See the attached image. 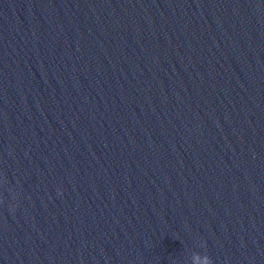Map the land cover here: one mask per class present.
<instances>
[{"label": "water", "instance_id": "water-1", "mask_svg": "<svg viewBox=\"0 0 264 264\" xmlns=\"http://www.w3.org/2000/svg\"><path fill=\"white\" fill-rule=\"evenodd\" d=\"M0 264H264V0H0Z\"/></svg>", "mask_w": 264, "mask_h": 264}]
</instances>
